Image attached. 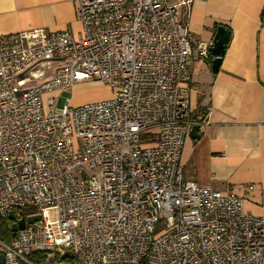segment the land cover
I'll return each mask as SVG.
<instances>
[{
  "label": "built area",
  "instance_id": "2783aa9c",
  "mask_svg": "<svg viewBox=\"0 0 264 264\" xmlns=\"http://www.w3.org/2000/svg\"><path fill=\"white\" fill-rule=\"evenodd\" d=\"M70 1L77 34H0V218L39 215L0 239L3 264H262L264 218L179 164L190 63L210 45L180 21L191 0ZM81 80L112 96L47 112L44 92Z\"/></svg>",
  "mask_w": 264,
  "mask_h": 264
},
{
  "label": "crops",
  "instance_id": "0c3cea01",
  "mask_svg": "<svg viewBox=\"0 0 264 264\" xmlns=\"http://www.w3.org/2000/svg\"><path fill=\"white\" fill-rule=\"evenodd\" d=\"M178 9L181 23L199 40L211 44L218 25L229 30L216 72L212 57L193 55L190 63L183 176L212 189L232 187L244 197L246 211L264 218V0H191ZM35 27L81 31L70 0H0V34ZM100 83L83 80L72 87ZM192 124L199 125L198 136H190Z\"/></svg>",
  "mask_w": 264,
  "mask_h": 264
},
{
  "label": "water",
  "instance_id": "95a60500",
  "mask_svg": "<svg viewBox=\"0 0 264 264\" xmlns=\"http://www.w3.org/2000/svg\"><path fill=\"white\" fill-rule=\"evenodd\" d=\"M229 39V30L227 27L223 25H218L216 27L215 33L212 37L211 44L208 47V52L211 55V68L214 72L218 70V66L220 63V59L223 55L225 45L227 44ZM198 124H192L189 128V134L190 136H198ZM8 219L11 221L10 229L12 231L11 235H14V232L17 229H22L25 225V223H32L36 220H38L39 215H29L24 216L22 213H20V217L16 218L15 212L13 210H10L7 214ZM71 253L69 251H65L64 253L60 254L59 260L70 258ZM0 264H3V255L0 254ZM44 264H49V262H45ZM58 264H67L66 262H60Z\"/></svg>",
  "mask_w": 264,
  "mask_h": 264
},
{
  "label": "rangeland",
  "instance_id": "374dc122",
  "mask_svg": "<svg viewBox=\"0 0 264 264\" xmlns=\"http://www.w3.org/2000/svg\"><path fill=\"white\" fill-rule=\"evenodd\" d=\"M51 75V71L45 74V77ZM83 81V80H81ZM79 82V81H78ZM77 82V83H78ZM100 83V82H99ZM74 86V85H73ZM113 90L110 87H107L105 84H81L77 87H65L62 89H56L52 91H47L42 94L43 104L47 112L53 111L56 105H59L62 102V96L69 97V104L75 106L85 102L105 99L112 96ZM190 95V92H189ZM50 96L53 99L52 105L45 104L46 98ZM190 101V99H189ZM53 264H56L55 262Z\"/></svg>",
  "mask_w": 264,
  "mask_h": 264
},
{
  "label": "trees",
  "instance_id": "16d2710c",
  "mask_svg": "<svg viewBox=\"0 0 264 264\" xmlns=\"http://www.w3.org/2000/svg\"><path fill=\"white\" fill-rule=\"evenodd\" d=\"M210 59H211V56L209 55L208 60ZM152 135H153L152 132H146L145 138H148L149 136H152ZM10 225H11V221L8 219L7 216L0 218V239L6 243H8L12 237L11 235L12 231L10 229ZM29 258L37 264L41 262L40 254L32 253L31 255H29ZM56 258H58V256H56Z\"/></svg>",
  "mask_w": 264,
  "mask_h": 264
}]
</instances>
